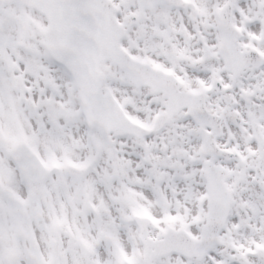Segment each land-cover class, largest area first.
I'll use <instances>...</instances> for the list:
<instances>
[{"label":"snow or ice","instance_id":"obj_1","mask_svg":"<svg viewBox=\"0 0 264 264\" xmlns=\"http://www.w3.org/2000/svg\"><path fill=\"white\" fill-rule=\"evenodd\" d=\"M0 264H264V0H0Z\"/></svg>","mask_w":264,"mask_h":264}]
</instances>
